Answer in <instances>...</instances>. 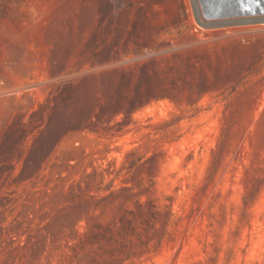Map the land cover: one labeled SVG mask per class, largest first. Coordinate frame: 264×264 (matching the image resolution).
<instances>
[{
	"label": "rangeland",
	"instance_id": "obj_1",
	"mask_svg": "<svg viewBox=\"0 0 264 264\" xmlns=\"http://www.w3.org/2000/svg\"><path fill=\"white\" fill-rule=\"evenodd\" d=\"M127 72L162 98L115 115ZM137 200L123 264H264V0H0V264L101 261Z\"/></svg>",
	"mask_w": 264,
	"mask_h": 264
},
{
	"label": "trees",
	"instance_id": "obj_2",
	"mask_svg": "<svg viewBox=\"0 0 264 264\" xmlns=\"http://www.w3.org/2000/svg\"><path fill=\"white\" fill-rule=\"evenodd\" d=\"M132 83V73L127 72L122 80V89L118 95L114 114L125 113L126 115L147 105L152 100L162 98L161 95L154 94L151 90H143L141 83L134 89L133 94H128L127 89ZM79 128H91L89 125H80ZM96 128V127H94ZM134 164L129 165L132 168ZM99 190V188L97 189ZM111 194V193H110ZM172 218L170 210H161L153 201H135L133 208L125 210L124 215L117 227L112 228L99 223L94 224L84 234L86 244L91 246L101 245L103 242L110 244L109 249H102L101 261L92 257V264H123L130 259V254L139 256L148 253L151 242L161 243L163 237H155L156 232L164 233ZM160 228H157V226ZM139 247L135 253L131 249ZM125 256L115 257V253Z\"/></svg>",
	"mask_w": 264,
	"mask_h": 264
},
{
	"label": "bare ground",
	"instance_id": "obj_3",
	"mask_svg": "<svg viewBox=\"0 0 264 264\" xmlns=\"http://www.w3.org/2000/svg\"><path fill=\"white\" fill-rule=\"evenodd\" d=\"M197 3H198V2H197ZM198 5H199V3H198ZM198 5H197V6H198Z\"/></svg>",
	"mask_w": 264,
	"mask_h": 264
}]
</instances>
